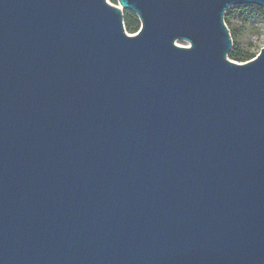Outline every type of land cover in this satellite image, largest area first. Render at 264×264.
<instances>
[{
    "label": "water",
    "instance_id": "95a60500",
    "mask_svg": "<svg viewBox=\"0 0 264 264\" xmlns=\"http://www.w3.org/2000/svg\"><path fill=\"white\" fill-rule=\"evenodd\" d=\"M116 2L0 0V264H264V0Z\"/></svg>",
    "mask_w": 264,
    "mask_h": 264
},
{
    "label": "trees",
    "instance_id": "16d2710c",
    "mask_svg": "<svg viewBox=\"0 0 264 264\" xmlns=\"http://www.w3.org/2000/svg\"><path fill=\"white\" fill-rule=\"evenodd\" d=\"M113 4H117L116 0H110ZM252 17H260L264 19V9L256 5H240L229 7L224 14V22L229 29V33L234 37L235 32L231 28L233 19H245ZM123 24L129 33H135L139 28V20L137 16L128 10L123 11ZM255 53L250 49L243 50L238 43L232 41V48L228 53V57L238 62H245L255 57Z\"/></svg>",
    "mask_w": 264,
    "mask_h": 264
},
{
    "label": "rangeland",
    "instance_id": "374dc122",
    "mask_svg": "<svg viewBox=\"0 0 264 264\" xmlns=\"http://www.w3.org/2000/svg\"><path fill=\"white\" fill-rule=\"evenodd\" d=\"M108 1L111 2L110 0ZM231 25L235 32L232 41L238 43L243 50L250 49L257 54L264 45V19L260 17L233 19ZM177 43L187 44L184 41H178Z\"/></svg>",
    "mask_w": 264,
    "mask_h": 264
}]
</instances>
